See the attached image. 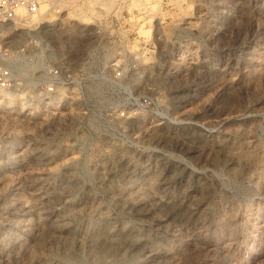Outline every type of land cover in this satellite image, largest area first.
<instances>
[{"label":"rangeland","instance_id":"1","mask_svg":"<svg viewBox=\"0 0 264 264\" xmlns=\"http://www.w3.org/2000/svg\"><path fill=\"white\" fill-rule=\"evenodd\" d=\"M53 3L0 36L90 66L119 51L149 103L109 118L82 91L44 113L20 63L0 97V264H264V0Z\"/></svg>","mask_w":264,"mask_h":264},{"label":"built area","instance_id":"2","mask_svg":"<svg viewBox=\"0 0 264 264\" xmlns=\"http://www.w3.org/2000/svg\"><path fill=\"white\" fill-rule=\"evenodd\" d=\"M54 1L0 0V25L15 21L18 9L36 14L41 3ZM46 41V37L33 33L24 38L22 46L14 47L11 39L0 36V97L17 85L22 75L19 66L24 61L27 90L44 113L76 112L82 91L97 93L101 98L99 112L109 118L135 117L149 103L148 98L131 88L128 70L118 58L119 51L109 61L90 66L62 60L51 52Z\"/></svg>","mask_w":264,"mask_h":264},{"label":"bare ground","instance_id":"3","mask_svg":"<svg viewBox=\"0 0 264 264\" xmlns=\"http://www.w3.org/2000/svg\"><path fill=\"white\" fill-rule=\"evenodd\" d=\"M43 4H50V3H41L40 6L42 7ZM51 5H54V3H51ZM43 6H44V5H43ZM40 9H41V8H40ZM39 11H40V10H39ZM16 12H17V14H18V13H22V15H24V13H25V11H24L23 9H18ZM23 12H24V13H23ZM25 14H26V13H25ZM29 14H30V13H29ZM36 14H37V13H36ZM31 17H32V15H31ZM20 18H21V17H20ZM47 26H48V24H46V23L44 24V23L42 22V27L44 28V31L47 29Z\"/></svg>","mask_w":264,"mask_h":264}]
</instances>
